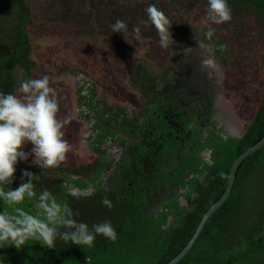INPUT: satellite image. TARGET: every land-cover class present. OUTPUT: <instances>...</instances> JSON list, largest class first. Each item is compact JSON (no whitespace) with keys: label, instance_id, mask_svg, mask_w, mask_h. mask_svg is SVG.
<instances>
[{"label":"trees","instance_id":"obj_1","mask_svg":"<svg viewBox=\"0 0 264 264\" xmlns=\"http://www.w3.org/2000/svg\"><path fill=\"white\" fill-rule=\"evenodd\" d=\"M189 1L191 4L182 8L177 17L180 23L177 29L184 25L181 43L176 47L178 51L187 38H197L200 33L198 25L180 22L182 17L188 15V10H194L192 4L198 2ZM205 4L207 5V0ZM229 5L231 8H243L251 16H258L264 35V0H229ZM33 6L32 0H0V90L4 92L16 89L19 70L25 73L24 79H27L32 78L37 67L28 29L33 23ZM164 13L172 23V15ZM168 26L167 24L165 27ZM206 31L207 29L203 36ZM151 39L152 36L148 35L138 41L142 40L149 45ZM202 41L212 46L215 58L221 55L222 51L217 48L215 37L212 41ZM145 59L147 58H140L133 70L129 71L131 86L139 96L142 95V108L139 106L130 112L122 106L117 107V111L104 110L102 113L103 116H108V123L130 119L135 124L131 131L135 133L140 131L139 128H144L143 119L152 118L145 108L152 102L145 87L150 88L149 84L156 82L163 73L154 64L156 71H153ZM260 60L264 64V54L260 56ZM90 86V81L80 82V94ZM123 125L127 128L126 123ZM263 137L264 94L243 137L225 138L214 133L205 144L213 149V163L207 164L206 174L202 172L197 183L190 184L197 194L195 207L179 208L176 204H169L158 217H150L144 213V201L135 197L136 193L126 200L124 195L117 193L113 184L103 180L101 175L111 168V164H106L105 158L101 159L100 166L94 167L93 172L74 179L68 176L47 177L41 173V169L40 172L35 170L38 167L30 166L40 176L37 191L44 188L51 190L58 199L71 204L77 213V220L87 222L90 227L96 222L110 220L117 230L118 239L113 242L98 235L95 245L84 249L63 241H57L55 248H46L32 242V246L23 250L4 248L0 250V257L5 259L6 264H169L192 239L204 214L226 191L234 161ZM95 139L91 140L93 146L95 142H103L102 139ZM94 150L101 151L99 148ZM120 174L117 175L118 184L123 185L124 177ZM22 182V174L16 173L15 183L11 187L15 188ZM91 186L94 187V192L90 198H80L70 192L73 187L81 191ZM105 196L112 200L113 207L108 208L101 203ZM227 200L212 214L194 246L178 264H264V146L248 156L238 167L235 184ZM25 207L34 210V202L26 203ZM170 217L173 220L169 223Z\"/></svg>","mask_w":264,"mask_h":264},{"label":"rangeland","instance_id":"obj_2","mask_svg":"<svg viewBox=\"0 0 264 264\" xmlns=\"http://www.w3.org/2000/svg\"><path fill=\"white\" fill-rule=\"evenodd\" d=\"M32 1L33 23L28 29L33 45V59L37 62L32 78L49 76L50 84L59 97L61 116L70 118L64 131L65 138L72 145L66 160L59 167L45 168L41 173L47 177L68 176L74 179L93 172L101 161V157H98L100 154L97 155L94 148L105 153L107 162L112 167L115 158L114 155H108V148L91 145L96 121L88 110L87 91L83 90L80 94L79 84L90 81L96 92L97 102L104 103L105 110L117 111V107L123 106L131 112L139 108L137 100H140V96L130 84L129 71L133 70L134 64H138L142 57L147 58L145 62L151 65L153 71H156L153 64L156 67L170 60L171 53L174 50L176 52L183 35L184 25L177 29L180 24L177 17L182 8L191 3L189 0ZM205 2L206 0H198L192 4L194 10H188L186 18L182 17L180 22L198 25L200 33L197 37L206 42V35H202L204 30L209 27L215 30L213 37L217 48L222 51L213 61L218 70L212 72L217 78L222 74V77L219 76L220 83L217 84L220 104L217 108L216 125L226 134L242 137L264 94V64L260 60V56L264 54V35L260 19L243 11V8L236 7L232 8L231 21L221 25L207 24ZM151 4L172 15V23L168 21L167 29L171 31L175 42L170 41L167 48L161 46L160 31L145 13ZM117 19L124 20L128 25L126 37L122 33L111 32V25ZM135 27L141 29V37L152 36L149 45L135 38ZM193 40L192 37L187 38L182 48L188 49ZM220 44L226 47L220 48ZM205 53L211 58L212 51L207 50ZM81 75L83 80L76 79ZM17 77L19 81L23 80L25 73L19 70ZM31 147L29 144L25 150L28 151ZM30 166H35L32 158L28 162L21 161L17 166V174H22L24 169L35 174V170H40L39 167L32 170ZM111 174L112 169L109 168L101 176L103 180H108ZM70 192L80 198H90L94 187L81 191L73 187ZM95 216L96 211L94 218Z\"/></svg>","mask_w":264,"mask_h":264},{"label":"flooded vegetation","instance_id":"obj_3","mask_svg":"<svg viewBox=\"0 0 264 264\" xmlns=\"http://www.w3.org/2000/svg\"><path fill=\"white\" fill-rule=\"evenodd\" d=\"M192 38L188 48L194 50L188 52L182 46L181 50H174L167 63L158 65L163 72L160 77L149 84L150 88L145 87L152 100L145 108L152 118L143 119L144 128L137 133L131 131L135 124L130 119L108 123V116L102 114L106 106L97 102L93 86L87 90L88 110L96 121L92 138L103 140L94 145L107 147L108 155L115 158L108 181L126 200L136 193L135 197L144 201V213L150 217H158L169 204L195 207L197 194L190 184L197 183L200 174H206L207 164L213 163V149L205 144L214 133L241 138L220 131L216 125L220 104L217 84L222 74L218 78L213 76V70L218 68L214 62L211 65L203 62L209 58L204 54L207 50H196L198 39L205 44L204 39ZM210 57L214 61L213 51ZM137 102L142 108L141 100ZM94 152L110 164L102 150ZM118 173L124 177L123 185L118 184ZM172 220L170 217L169 223Z\"/></svg>","mask_w":264,"mask_h":264},{"label":"clouds","instance_id":"obj_4","mask_svg":"<svg viewBox=\"0 0 264 264\" xmlns=\"http://www.w3.org/2000/svg\"><path fill=\"white\" fill-rule=\"evenodd\" d=\"M149 19L160 31V44L167 48L175 42L172 33L165 26V13L151 4L146 9ZM229 0H207L205 23L221 25L232 20ZM135 38L141 39V29L135 27ZM214 29L209 27L205 35L212 41ZM111 32L122 33L126 37L128 25L117 19L111 25ZM198 49L209 52L211 45L202 44L198 39ZM220 48L226 47L224 44ZM192 48L186 49L191 52ZM211 65L213 60L203 61ZM76 79L83 80V76ZM87 90L85 89V92ZM70 118L60 114V101L56 89L50 84L48 75L20 80L13 92L0 90V250L14 247L23 250L32 242L46 248H55L57 241L81 248L95 245L98 235L115 242L118 233L110 220L87 222L76 219V211L70 203L58 199L49 189L37 191L40 176L24 169L22 183L13 188L17 166L21 161L32 163L41 170L55 169L64 162L72 145L65 138V126ZM32 145L26 151L28 145ZM34 202V210L25 207ZM101 203L108 208L113 202L105 196ZM0 264H6L0 257Z\"/></svg>","mask_w":264,"mask_h":264},{"label":"water","instance_id":"obj_5","mask_svg":"<svg viewBox=\"0 0 264 264\" xmlns=\"http://www.w3.org/2000/svg\"><path fill=\"white\" fill-rule=\"evenodd\" d=\"M264 146V137L254 146L248 148L247 150H245L233 163L231 169H230V173H229V179H228V185L226 188V191L224 192V194L222 195V197L215 202L209 209L208 211L204 214L194 236L192 237V239L189 241V243L187 244V246L173 259L170 261L169 264H178L186 255L187 253L191 250V248L194 246L195 242L197 241V239L199 238L201 232L203 231V228L205 227L207 221L209 220V218L212 216L213 213H215L226 201L227 199L230 197L234 184H235V180H236V175H237V170L238 167L242 164V162L251 154H253L254 152L258 151L259 149H261Z\"/></svg>","mask_w":264,"mask_h":264},{"label":"bare ground","instance_id":"obj_6","mask_svg":"<svg viewBox=\"0 0 264 264\" xmlns=\"http://www.w3.org/2000/svg\"><path fill=\"white\" fill-rule=\"evenodd\" d=\"M228 201V200H227Z\"/></svg>","mask_w":264,"mask_h":264}]
</instances>
